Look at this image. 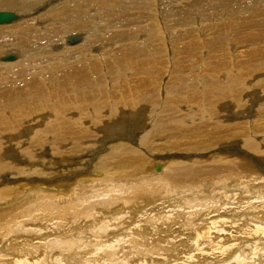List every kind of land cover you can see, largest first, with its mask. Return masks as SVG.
<instances>
[{"label":"bare ground","instance_id":"bare-ground-1","mask_svg":"<svg viewBox=\"0 0 264 264\" xmlns=\"http://www.w3.org/2000/svg\"><path fill=\"white\" fill-rule=\"evenodd\" d=\"M1 12L0 264H264V0Z\"/></svg>","mask_w":264,"mask_h":264},{"label":"rangeland","instance_id":"rangeland-1","mask_svg":"<svg viewBox=\"0 0 264 264\" xmlns=\"http://www.w3.org/2000/svg\"><path fill=\"white\" fill-rule=\"evenodd\" d=\"M12 12H14V11H12ZM12 24H13V23H12ZM8 25H10V24H8ZM2 27H3V26H2ZM5 27H6V26H5ZM2 60L4 61V60H6V58H3ZM4 62H7V61H4ZM224 103H228V104H230V105H231V108H233V113H234V114L231 116V120H232V121H229V120H228V124H232V123L235 124V123H238V122H246V121L248 120V118H247L246 116H244V118H242V119L239 117V115H241V113L244 112V111L247 109V106H248V105H247L246 108H244V109H236V108H234V106H233V104L231 103V101H225ZM257 109H258V107L255 106V110H256V112H257ZM255 110H254V111H255ZM256 112H255V113H256ZM255 113H254V117H252L253 119H254V118L256 119V117H257V116L255 117ZM238 117H239V118H238ZM252 118H251V119H252ZM233 124H232V125H233ZM121 134H124V133L121 132ZM125 136H128V135H125ZM115 137H117V138L120 139V137H118V133L116 134ZM117 138H115V139H117ZM120 140H121V139H120ZM258 140H259V139H258ZM259 142L262 143V142H264V140H259L258 143H259ZM110 146H111V144H109L108 147H110ZM227 155H230V156L236 157L235 155H231V154H227ZM160 157H161V156H160ZM162 157H163V156H162ZM189 157H194V158H195L196 156H189ZM163 158H164V157H163ZM194 158H193V159H194ZM196 158L200 159V157H198V156H197ZM156 159H157L156 162L160 163L158 166H162V165H161V162H164V161H167V160H168L167 158H166V159L164 158V161H163V159H162V161H161V159H159V157L156 158ZM187 159H188V158H187ZM189 159H191V158H189ZM204 159H207V158H204ZM258 161H259V163H261V162H260L261 159H259ZM210 162H212V161H210ZM247 162H248V161H246V160L243 161V163H245V164H246ZM93 163L96 164V161H94ZM246 167H247V166H245V168H246ZM256 171H257V173H260V171H258V170H256ZM256 171H255V172H256ZM243 174H244V173H243ZM261 175H262V173H261ZM54 177H55V176H53V178H54ZM92 177H93V174L91 175L90 173L87 174V175H85V178H88V179H89V178H92ZM53 178H52V179H53ZM85 178L81 176V179H84V180H85ZM1 181H2V180H1ZM208 182H211L213 185L216 184V183L214 184L212 180H211V181H207V184H208ZM19 183H20V184H19ZM19 183H15V184H7V185H5L4 182H3V183H0V191H1V192H4V193H5V192H9L8 186H10V187H12V188H13V186H14V188H15V187H17V186L23 184L24 182H19ZM16 184H18V185H16ZM230 185H231V187H228L227 190H230V191L234 190V186H233L234 184L231 183ZM205 186H206V185H205ZM216 186H217V185H216ZM219 188H220V185L218 186L217 190H218ZM221 189H222V188H221ZM235 189H238V188H235ZM236 192H237L238 194L240 193V191H236ZM25 199H26V198H23V199H21L20 201H24ZM155 200H156V199H155ZM240 200H241V198H240ZM7 205H8V204H7ZM7 205L3 204L2 207H1V205H0V212H8V210L10 209V206H9V205L7 206ZM218 209H219V208H218ZM213 210H217V208H216V209H213ZM213 212H214V211H213ZM219 213H221V212L219 211V212H217V214H216V213H215V214L218 215ZM205 214H208V212H206ZM215 214H213V215H215ZM221 214H222V213H221ZM225 214H228V213H224V215H225ZM231 214H232V215L229 214V215H227V216H229V217H233V214H235V213H231ZM242 215H243L244 218H246V217L248 216V215H246L245 213H238V215H237V213H236V216H240V217H241ZM234 216H235V215H234ZM207 218H209V217H207ZM169 226H170V225H169ZM165 228L167 229V227H165ZM240 239H241V238H239L238 243H242V242H245V241H248V242H249V241H252L251 239H248V240H247L246 238H242V239H244L245 241H243L242 239L240 240ZM252 243H253V242H251V243H247L246 245L243 244V246H246V247H247V248H246V252L250 251V250H249V247H250V246H247V245L252 244ZM5 246H6V245H5ZM1 250L3 251V249H1ZM248 253H250V252H248Z\"/></svg>","mask_w":264,"mask_h":264},{"label":"water","instance_id":"water-1","mask_svg":"<svg viewBox=\"0 0 264 264\" xmlns=\"http://www.w3.org/2000/svg\"><path fill=\"white\" fill-rule=\"evenodd\" d=\"M16 17L12 13L8 12H1L0 13V25L1 24H6L14 20Z\"/></svg>","mask_w":264,"mask_h":264}]
</instances>
